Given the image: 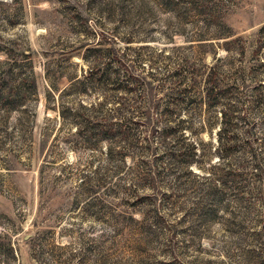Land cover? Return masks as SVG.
Instances as JSON below:
<instances>
[{
    "label": "rangeland",
    "instance_id": "rangeland-1",
    "mask_svg": "<svg viewBox=\"0 0 264 264\" xmlns=\"http://www.w3.org/2000/svg\"><path fill=\"white\" fill-rule=\"evenodd\" d=\"M263 26L264 0H0V264H264V108L252 102ZM109 47L128 54L143 82L133 96L153 120L176 71L228 56L237 146L225 163L239 177L225 193L209 180L220 173L224 105L182 106L203 156L193 174L171 163L160 123L144 129L152 151L111 159L62 117L56 99L89 69L83 55ZM103 97L89 87L66 100L75 110Z\"/></svg>",
    "mask_w": 264,
    "mask_h": 264
},
{
    "label": "trees",
    "instance_id": "trees-1",
    "mask_svg": "<svg viewBox=\"0 0 264 264\" xmlns=\"http://www.w3.org/2000/svg\"><path fill=\"white\" fill-rule=\"evenodd\" d=\"M260 30L264 32V26ZM132 38L128 37L127 42H131ZM260 39L259 49L264 46V36H261ZM97 44L103 43L99 41ZM94 51L100 52V55H97L99 59L91 61L87 59V54L83 55V58L90 64L89 69L81 75L70 78V84L59 93L56 99L60 114L64 119H70L72 125L78 127V135L82 141L86 145L105 143L108 145V155L111 159H124L126 153L131 149L140 148L141 154H145V151L148 150L152 151L150 135L144 129H147L151 123H155L157 126L160 123L163 125V129L158 139H161L160 141L166 147L169 146L166 149V152L169 153L166 154L171 159V163H175L193 174L191 166L199 164L203 156L198 153L196 144L188 141L186 130H192L193 124L189 118L190 115L187 117L182 115L184 114L182 106L188 103H196V105L203 103L209 107L224 105L222 129L218 140L219 148L222 150V163L216 166L220 173L218 177H211L209 180L215 186L214 193L216 195L225 193V189L231 181L230 178L239 177V174L227 170L228 164L225 163L230 159L237 146L236 136L233 133L234 122L237 118L236 107L230 102L232 97L230 89L222 87L223 77H221L220 61L227 60L228 56L218 57L216 63L212 65L202 64V69H192L190 76L184 73L186 70L176 71L171 80L174 85L172 88L173 98L158 114V118L153 120L150 113L143 109L147 103L145 96L143 94L133 96L136 87L143 82L141 83V78L132 76L131 66L126 61L128 54L124 51L122 55H119L118 52L115 53L113 47L96 48ZM258 52L259 50H257V55H259ZM139 59L140 61L146 60L142 57ZM154 63L156 64V61ZM256 84L258 86L254 88L252 102L254 105L264 108V92L262 91L264 83L257 80ZM89 87H93L97 94L102 93L104 99L89 104L78 103L77 109L74 110L73 105L66 100L67 95H70L72 91L80 95L82 92L85 93ZM108 93L110 94L107 95ZM109 103H113L114 107H109ZM204 122L199 128V132L204 131L207 126H212V121L209 119ZM252 136V130L248 131V138H252ZM250 143L245 148L249 149V152L257 159L258 155ZM178 147L180 148L178 149ZM120 167L122 166H118V168ZM147 176L144 175L146 179H148Z\"/></svg>",
    "mask_w": 264,
    "mask_h": 264
}]
</instances>
